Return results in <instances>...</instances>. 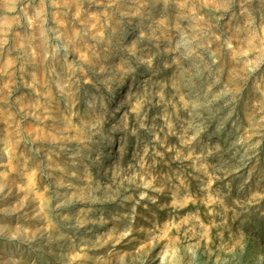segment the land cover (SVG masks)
<instances>
[{"label": "rangeland", "instance_id": "1", "mask_svg": "<svg viewBox=\"0 0 264 264\" xmlns=\"http://www.w3.org/2000/svg\"><path fill=\"white\" fill-rule=\"evenodd\" d=\"M0 264H264V0H0Z\"/></svg>", "mask_w": 264, "mask_h": 264}]
</instances>
